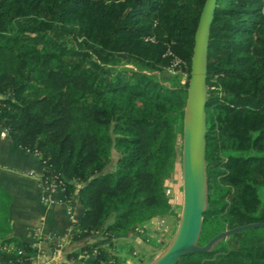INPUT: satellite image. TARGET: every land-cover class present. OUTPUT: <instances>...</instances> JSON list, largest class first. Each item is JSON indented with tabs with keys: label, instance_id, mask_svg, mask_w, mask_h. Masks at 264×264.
Returning a JSON list of instances; mask_svg holds the SVG:
<instances>
[{
	"label": "trees",
	"instance_id": "obj_1",
	"mask_svg": "<svg viewBox=\"0 0 264 264\" xmlns=\"http://www.w3.org/2000/svg\"><path fill=\"white\" fill-rule=\"evenodd\" d=\"M204 1L0 0V129L77 198L71 239L173 212L165 184ZM206 68L201 248L176 264H264V0H216ZM20 246L0 255L35 252ZM110 246L92 264H123Z\"/></svg>",
	"mask_w": 264,
	"mask_h": 264
},
{
	"label": "crops",
	"instance_id": "obj_2",
	"mask_svg": "<svg viewBox=\"0 0 264 264\" xmlns=\"http://www.w3.org/2000/svg\"><path fill=\"white\" fill-rule=\"evenodd\" d=\"M42 174L39 156L13 143L0 129V251L22 252L20 242L35 249L29 259L15 262L0 255V264H92L95 253L89 248L110 244L123 264H133L160 250L178 229L172 214L165 213L113 236L71 239L80 204L76 197L67 203L61 189L51 201L43 200Z\"/></svg>",
	"mask_w": 264,
	"mask_h": 264
},
{
	"label": "water",
	"instance_id": "obj_3",
	"mask_svg": "<svg viewBox=\"0 0 264 264\" xmlns=\"http://www.w3.org/2000/svg\"><path fill=\"white\" fill-rule=\"evenodd\" d=\"M216 0H205L199 13L197 26L194 32L192 54L190 56L189 77L187 83L184 123L186 121V107L192 106L189 126L184 132L183 146V185H184V212L178 226L177 238L169 250L156 264H176L179 257L191 250L201 248L196 245L199 234L200 221L196 232L195 212L196 198L193 181V147L203 142L205 135V104L207 97V47L210 24L212 22ZM200 213L202 208H200ZM222 232L219 235L225 234ZM210 242L205 244L206 247ZM202 247V248H203ZM150 264V263H149Z\"/></svg>",
	"mask_w": 264,
	"mask_h": 264
},
{
	"label": "rangeland",
	"instance_id": "obj_4",
	"mask_svg": "<svg viewBox=\"0 0 264 264\" xmlns=\"http://www.w3.org/2000/svg\"><path fill=\"white\" fill-rule=\"evenodd\" d=\"M164 75L168 76V73H164ZM184 79L185 76L183 75L182 80ZM185 130H186V126L184 123L181 129L177 131L175 149L173 154V171L169 176V178L166 180V184H165L167 199L170 202V206L173 211L171 213L172 217L174 218L173 221L175 223H178V226L182 221V213L184 208L183 146H184ZM116 155H117L116 151L113 150L111 153V159L110 161H108L106 165V169H109V167L112 166L116 158ZM203 160H204V147H203ZM204 182H205V193H206L205 160H204ZM204 207H205V198H204V203L201 207L202 210L204 209ZM201 219H202V211L200 213V223H201ZM177 230L172 234V236H170V238H168V240L166 238V241L163 243V246H161L160 250L147 257L143 256L141 258H137V260H135L133 264H149V263L153 264L155 261H159L176 240V234L178 233Z\"/></svg>",
	"mask_w": 264,
	"mask_h": 264
},
{
	"label": "bare ground",
	"instance_id": "obj_5",
	"mask_svg": "<svg viewBox=\"0 0 264 264\" xmlns=\"http://www.w3.org/2000/svg\"><path fill=\"white\" fill-rule=\"evenodd\" d=\"M192 111V106L190 104L186 107V128L189 126L190 114ZM193 181L195 186V198H196V212H195V228L194 233L196 232L199 221H200V208L204 203L205 198V182H204V160H203V142H198L193 147ZM185 201V200H184ZM185 207V202H184ZM184 212V208H183ZM176 234V238H177ZM158 261H155L153 264H156Z\"/></svg>",
	"mask_w": 264,
	"mask_h": 264
},
{
	"label": "built area",
	"instance_id": "obj_6",
	"mask_svg": "<svg viewBox=\"0 0 264 264\" xmlns=\"http://www.w3.org/2000/svg\"><path fill=\"white\" fill-rule=\"evenodd\" d=\"M41 187H42V198L43 200L49 202L52 200L53 193L60 189V187L57 184H54L53 182L46 181L45 178H43V174L40 179ZM68 203V202H67ZM114 253V250H111ZM92 252H96V248H92Z\"/></svg>",
	"mask_w": 264,
	"mask_h": 264
}]
</instances>
